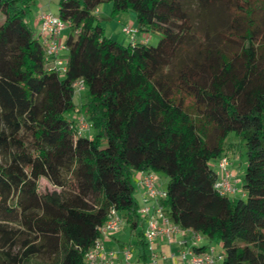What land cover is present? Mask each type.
<instances>
[{
  "label": "trees",
  "instance_id": "16d2710c",
  "mask_svg": "<svg viewBox=\"0 0 264 264\" xmlns=\"http://www.w3.org/2000/svg\"><path fill=\"white\" fill-rule=\"evenodd\" d=\"M36 2L0 0V264H84L112 207L137 229V172L169 179L165 216L219 242L223 264H264V0H61L64 76L26 23ZM104 3L134 10L158 45L106 37ZM218 5L230 22L215 45L199 21ZM80 80L94 138L64 117ZM231 134L247 148L246 200L215 189Z\"/></svg>",
  "mask_w": 264,
  "mask_h": 264
},
{
  "label": "built area",
  "instance_id": "2783aa9c",
  "mask_svg": "<svg viewBox=\"0 0 264 264\" xmlns=\"http://www.w3.org/2000/svg\"><path fill=\"white\" fill-rule=\"evenodd\" d=\"M39 22V38L45 51V62L49 70H56L64 76L67 72V62L61 59L60 54L67 50L63 44L62 33L70 28V23L61 20L51 12H41L37 18ZM123 33L128 35L135 43L138 31L131 27H124ZM149 39L142 40L147 43ZM75 94H82L86 91V86L82 80L73 85ZM79 136H84L91 131L92 126L83 117L76 123ZM229 156L224 155L218 162V180L215 183L216 191L222 196H235L237 189L233 183V174L229 169ZM138 186L143 189V206L139 209V214L147 222L144 231V241L152 252L153 264H157L158 255L155 252V246L158 239L165 236L169 242H176L183 248L180 258L188 261L189 264H223L224 255H218L214 248L204 251H197L195 248H185L187 242L179 240L178 235L183 233L178 225L173 224L165 216V207L163 202L167 199V191L157 187V174L150 172H141L138 179ZM124 225V219L120 212L112 207L108 213L105 224L100 228V237L96 240L94 246L89 250L84 259V264H111V260L116 257V253L107 252L105 241L118 233ZM197 239L201 236L196 234ZM103 237V238H102ZM125 264H133V251L131 247L122 250Z\"/></svg>",
  "mask_w": 264,
  "mask_h": 264
},
{
  "label": "rangeland",
  "instance_id": "374dc122",
  "mask_svg": "<svg viewBox=\"0 0 264 264\" xmlns=\"http://www.w3.org/2000/svg\"><path fill=\"white\" fill-rule=\"evenodd\" d=\"M36 5L31 9V12H29L26 15V23H31L37 17L38 13L41 12H51L52 14L58 16L59 13V3L61 0H36ZM93 15L96 17L97 21L100 23L102 28L104 29L106 37L113 39L117 41L118 43L128 46L132 41L130 40V37L123 33L122 29L124 27H131L135 30H138V23H137V14L134 10H129L125 12H121L118 15L113 16V5L111 3H104L100 5L96 10H94ZM229 17L230 14L227 11V8L222 5L214 6L210 9L209 12L204 14L203 17L200 19V30H204L205 27H208L211 29V32L215 34L213 40V43L217 45L219 43V39L217 38V33L221 30H225L229 26ZM2 21V16L0 14V22ZM66 33H64L62 40L65 41L67 35L70 32V28H67L65 30ZM139 32V31H138ZM139 34L145 35L143 38L149 39V46H157L159 41L161 40V36L157 33H142L139 32L137 35L138 40ZM145 40V39H144ZM65 62L68 61V50H65L64 52ZM62 76V75H61ZM85 102V99L83 96H80L79 94H75L74 97V105L72 111L67 112L64 114V117L69 122H75L77 123L80 121L84 114L82 112V107ZM89 138H94L97 135V130L93 129L92 131L88 132L86 134ZM225 151L227 152V156L230 158V166L229 169L232 172L233 168L236 170V180H233V183H235V187L237 189V194L235 196H232V201H238V200H246V195L243 190V178L246 173L247 169V148L245 146V143H241V139L236 134H231L225 144ZM234 154V155H233ZM231 155L232 158H231ZM232 159V161H231ZM218 162L219 160H212L210 165L214 169L215 172L219 173L218 169ZM233 163V165H232ZM165 182H167L166 177H161ZM234 178V175H233ZM134 185H136V179H133ZM166 185V184H165ZM158 187V186H157ZM51 191L53 190V187L49 185V183L41 179L40 180V191Z\"/></svg>",
  "mask_w": 264,
  "mask_h": 264
},
{
  "label": "crops",
  "instance_id": "0c3cea01",
  "mask_svg": "<svg viewBox=\"0 0 264 264\" xmlns=\"http://www.w3.org/2000/svg\"><path fill=\"white\" fill-rule=\"evenodd\" d=\"M37 17L32 20L33 22L27 23L31 29L36 33V35L39 37V22L37 20ZM123 31V29H122ZM139 31V30H137ZM66 33L65 31L62 33V37ZM139 33V32H138ZM137 33V35H138ZM125 34V33H124ZM61 37V40H62ZM145 35L139 34L140 40H147L148 38H143ZM137 38V37H136ZM131 40V38H130ZM138 40V39H137ZM132 41V40H131ZM63 44H65L63 41ZM65 51H63L60 54L61 58H65ZM85 93V92H84ZM84 93L82 96H84ZM234 155V154H233ZM231 155V158L232 156ZM232 161V159H231ZM233 165V163H232ZM232 174L234 175V180H236V170L233 168ZM140 173L137 172L134 175V179H136V193L135 198L138 203V216H139V226L137 229L133 230L130 225L127 223V218L124 216V214L120 213L121 216L124 219V225L122 229L113 235L110 239L105 241V249L107 252H114L116 253V257L111 260V264H125L122 250L126 247H131L133 251V264H153L152 260V252L150 248L146 245H144V231L147 226V222L144 218L139 214V209L143 206V189H141L138 186V179H139ZM161 177H165L162 175H157V186L160 189L167 190V185L169 182V179L167 178V182H165ZM166 184V185H165ZM237 194V193H236ZM201 236V235H200ZM103 238V237H102ZM179 240H184L187 242V245L185 248H203L205 250H208L210 248H214L216 253L218 255H223V249L222 245L219 242L210 241L207 238L201 236V239L198 240L196 233L186 230L183 233L178 235ZM183 248L179 246L176 242H169L168 239L165 236H162L158 239L156 246H155V252L158 255V261L157 264H189L188 261L182 260L180 258V254L182 252Z\"/></svg>",
  "mask_w": 264,
  "mask_h": 264
}]
</instances>
